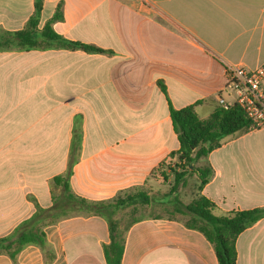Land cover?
I'll return each instance as SVG.
<instances>
[{
    "label": "crops",
    "instance_id": "crops-1",
    "mask_svg": "<svg viewBox=\"0 0 264 264\" xmlns=\"http://www.w3.org/2000/svg\"><path fill=\"white\" fill-rule=\"evenodd\" d=\"M42 2L39 29L59 8L54 30L101 51H0V238L37 207L51 208L53 197L63 200L52 180L68 171L72 192L88 201L139 191L154 198L164 185L154 171L164 160L176 169L170 154L180 146L170 105L193 106L207 119L220 96L233 99L226 66L264 64V0ZM35 5L0 0V31L24 29ZM198 165L213 175L201 190L194 185L185 204L203 195L217 216L264 207V128L227 137ZM141 208L148 207L134 211ZM119 229L122 264H219L214 245L181 218L137 216ZM43 230L51 254L29 245L15 261L1 254L0 264H108L106 218L79 211ZM236 248V264H264V218L238 236Z\"/></svg>",
    "mask_w": 264,
    "mask_h": 264
},
{
    "label": "trees",
    "instance_id": "trees-1",
    "mask_svg": "<svg viewBox=\"0 0 264 264\" xmlns=\"http://www.w3.org/2000/svg\"><path fill=\"white\" fill-rule=\"evenodd\" d=\"M42 3V0H36L35 13L24 29L15 32L0 31V51L48 49L101 51L94 46L68 40L54 30L53 23L62 19L59 8L53 18L39 29ZM170 117L180 146L177 151L170 154V158H177L176 169L164 160L154 171L159 172L157 178L164 182L169 181L167 169L174 176L175 184L164 197L167 198V203L172 204L174 213L188 217L186 225L189 228L203 233L214 245L219 264H236L237 238L247 228L264 218V207L237 210L224 216H217L214 213L215 203L203 195L197 196L189 204H185L177 196L173 198L171 196L177 186H186L187 177L193 175L199 180L201 190L211 179L213 170L209 165L201 166L198 163L220 147L227 137L240 131L248 132L250 119L239 105L227 109L219 106L207 119H201L193 106L175 109L170 105ZM70 175L71 171H68L52 180L53 188L62 190L63 200L53 197L54 205L51 208L37 207L36 213L30 219L21 223L12 234L0 238V255L6 254L15 261L26 246L36 245L48 256L51 250L48 248L43 227L74 212L88 211L106 218L109 223L111 242L104 247L107 263L122 264L125 231L119 229V221L115 220L114 214L138 205L148 206L151 200L149 194L147 191H139L112 203L92 202L72 192Z\"/></svg>",
    "mask_w": 264,
    "mask_h": 264
},
{
    "label": "built area",
    "instance_id": "built-area-1",
    "mask_svg": "<svg viewBox=\"0 0 264 264\" xmlns=\"http://www.w3.org/2000/svg\"><path fill=\"white\" fill-rule=\"evenodd\" d=\"M226 89L232 100L218 98L225 109L239 105L250 119L249 131L264 128V64L255 69L241 65L226 66Z\"/></svg>",
    "mask_w": 264,
    "mask_h": 264
},
{
    "label": "rangeland",
    "instance_id": "rangeland-1",
    "mask_svg": "<svg viewBox=\"0 0 264 264\" xmlns=\"http://www.w3.org/2000/svg\"><path fill=\"white\" fill-rule=\"evenodd\" d=\"M189 178V177H188ZM175 184L174 180H172V182L166 183L164 182V185L162 187V191H160L158 194L153 195L154 198H151L150 204L146 207L148 208H141L142 210H135L134 208L133 210L129 209H125L119 212V214H117V216H115V220L119 221V227L122 229L125 227V225L132 219L135 218L137 216L142 217V216H149V215H155V216H169V217H177V218H181L185 221L188 220V217H185L181 214H177L174 213V209L172 204L170 203H160L161 200L158 199L159 196L162 197V199L164 198L165 195L169 194V192L171 191V188L173 187V185ZM199 186L200 182L197 178H191L189 179L188 183L186 186H177L175 188V192L173 193V196H171L172 198L174 196L179 197V199L183 202H188L195 193V188L194 185ZM182 189L181 193H178L179 189ZM160 197V199H161ZM137 207V206H136ZM138 207H145L142 205H138Z\"/></svg>",
    "mask_w": 264,
    "mask_h": 264
}]
</instances>
